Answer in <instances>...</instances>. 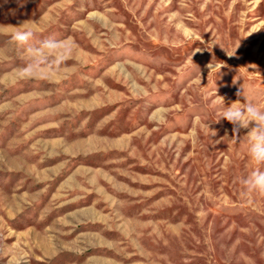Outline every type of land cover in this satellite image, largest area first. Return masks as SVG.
Returning <instances> with one entry per match:
<instances>
[{
	"label": "rangeland",
	"instance_id": "obj_1",
	"mask_svg": "<svg viewBox=\"0 0 264 264\" xmlns=\"http://www.w3.org/2000/svg\"><path fill=\"white\" fill-rule=\"evenodd\" d=\"M237 92L264 0H0V264H264Z\"/></svg>",
	"mask_w": 264,
	"mask_h": 264
},
{
	"label": "clouds",
	"instance_id": "obj_2",
	"mask_svg": "<svg viewBox=\"0 0 264 264\" xmlns=\"http://www.w3.org/2000/svg\"><path fill=\"white\" fill-rule=\"evenodd\" d=\"M30 32H17L13 38L17 41L24 42ZM48 47L55 48L56 45L49 44ZM24 71L30 72V68H25ZM243 95V92H237V96ZM244 96V103L239 101L231 103L227 107L221 109L220 118L227 120L237 131L236 126L249 128L248 136L250 139L249 155L257 165H264V108L259 107L255 102ZM223 100V98L221 97ZM219 120H217L218 122ZM249 191H258L264 194V171L259 167L256 168L251 175L244 180Z\"/></svg>",
	"mask_w": 264,
	"mask_h": 264
}]
</instances>
